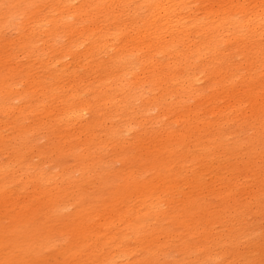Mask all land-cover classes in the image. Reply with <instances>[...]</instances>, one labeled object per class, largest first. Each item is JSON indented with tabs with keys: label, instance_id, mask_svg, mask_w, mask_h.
Here are the masks:
<instances>
[{
	"label": "bare ground",
	"instance_id": "1",
	"mask_svg": "<svg viewBox=\"0 0 264 264\" xmlns=\"http://www.w3.org/2000/svg\"><path fill=\"white\" fill-rule=\"evenodd\" d=\"M10 30L16 31L6 43L13 63L21 57L26 62L18 68L31 69L34 59L48 73L19 92L8 82L17 77L11 69L0 76L14 93L0 95V108L17 113L0 120V264H44L42 249L63 227L72 240L59 264H111L150 252L151 236L159 244L175 237L162 224L174 211L163 206L176 203L185 186L200 187L206 171L216 194L239 205L242 215L259 210L264 0H0V34ZM28 120L32 135L65 127L67 142L79 138L86 152L81 161L72 169L55 161L59 172L46 169L51 142L37 149L45 160L36 166L28 150L36 139L26 143L21 127ZM172 123L181 126L171 129ZM246 125L259 128L258 141H247V151L238 154L247 156V175L224 174L225 159L217 158L246 142ZM130 134L131 141L119 138ZM114 144H127L124 166L107 171L103 153ZM185 150L186 160H176L172 176H163L162 160ZM251 173L242 201L238 186ZM118 178L122 183L113 186ZM71 203L77 204L72 216L63 211ZM180 215L178 223H190ZM6 218L15 238L1 232Z\"/></svg>",
	"mask_w": 264,
	"mask_h": 264
},
{
	"label": "rangeland",
	"instance_id": "2",
	"mask_svg": "<svg viewBox=\"0 0 264 264\" xmlns=\"http://www.w3.org/2000/svg\"><path fill=\"white\" fill-rule=\"evenodd\" d=\"M13 36H16L15 30H10L6 34H0V76L2 72L11 69V73L17 77L15 79H8V82L12 83L11 85L16 92H19L28 85L31 79H40L48 72L34 59L30 61L32 65L31 69L18 68L21 62L23 64L26 62L24 58L22 59L20 57V60H16L17 62L13 63L15 59L12 58L10 47L6 45L8 38ZM21 75L27 76L22 85L19 84ZM33 92L31 95H38L35 93L36 91ZM0 95L2 98L5 95H14L13 92H10V87H6V84L3 85L1 80ZM92 101L95 103L94 100ZM15 102L19 103L18 100ZM97 111L99 114L100 110L98 107ZM16 114L15 111L10 112L8 109L3 107L0 108V120L3 122L12 120ZM169 118L175 119V116H169ZM31 125H33V122L28 120L25 125H21V127L23 128L26 143L29 138L33 137L36 139L37 146L34 147L33 150L28 149L32 157L35 154L32 160L36 166L42 165L45 160L43 155L36 156L38 153L37 149L46 147L51 142H55L52 144V146H55V151L48 154L50 155V160L46 164V169L48 170L51 169L55 172L61 170L60 167L54 168L55 164L53 163H55V161L65 166H70L68 168L72 169L81 161L79 158L80 154H82V152L86 153L82 146H80V141L77 136H73V138H78L75 140L74 145L67 142V138L63 134L69 131L65 127L57 131L50 130L48 132H40L32 135L29 130H27V127ZM4 126L5 133H10L12 131L8 123L4 124ZM180 126V123H172L171 129ZM245 128L243 138L246 142L237 144L233 147V152L227 156L217 158L218 160L225 159L222 166V172L224 174L231 175V173H234L236 170H240L247 175V156L243 158L238 156V154L247 151V141H258L255 135L259 128L257 125H246ZM240 133H242V131ZM142 136L148 137L150 135L148 133H143ZM132 137L133 135L130 134L127 136H120L119 138H126L131 141ZM19 140L20 139L17 138V141ZM83 140L84 139L81 138V142ZM125 146H127V144L124 146L114 144L111 145V147L108 146L104 150L103 161L105 162L104 164H106L104 166L107 171L119 170L124 166L122 157L125 154L123 151ZM27 147H29L28 144ZM48 149L49 147L45 148V150ZM262 149L264 152V145H262ZM186 154L187 150L183 152L182 157H176L174 159L166 157L163 159V176L167 178L171 177L172 169L175 164L174 162L180 158L186 160ZM259 158L260 156L256 155L255 160L258 164H260ZM185 164L184 169L189 166L187 161H185ZM152 171L155 176V169ZM75 174L76 177L79 176V173L76 172ZM210 175V172L206 171L205 180L201 183L200 187L185 186L184 190L178 191L176 196L178 201L176 203L173 202L163 206L167 213L174 211V213L171 214V218H166L162 221V224L167 226L169 231L173 230V234H175L173 239L168 242L164 240L159 244L156 242L155 236H151L149 238L152 245V250H150V252L139 251L138 253H133L129 258H127L126 255L117 259V261H112L111 264H264V200L258 211L251 208L242 215L243 211L239 208V205L228 202L222 194H216L220 192V190L216 188L218 191H214L213 177L211 178ZM147 176H151V171L147 173ZM253 176L254 174L251 173L249 177L241 179L238 188L241 192L240 198L242 201L247 197L246 190L243 189L242 186L250 182L252 178H254ZM116 181L112 184L113 186L122 183L119 178ZM256 190L258 191V189L253 191L256 192ZM261 192H264V190ZM76 209L77 204L71 203L70 206L63 211L65 214L72 216ZM180 211L185 212L186 219L190 221L186 226L178 223L177 218L179 220L184 219L180 215ZM41 218L42 220H46L44 214L41 215ZM197 219L200 224H197ZM13 224L14 222L11 218H6L2 224L4 227L1 232L11 238H15L13 235L16 234L17 231L12 230L14 228ZM64 231L65 228L63 227L62 232ZM62 232L57 234L56 239L54 238L55 243L46 245L42 249L45 259L44 264H59L63 261V252L71 244L72 237L69 236L67 238ZM143 247L145 248V244H143ZM209 252L212 253L211 257L208 255ZM1 259H4V257L2 256Z\"/></svg>",
	"mask_w": 264,
	"mask_h": 264
}]
</instances>
